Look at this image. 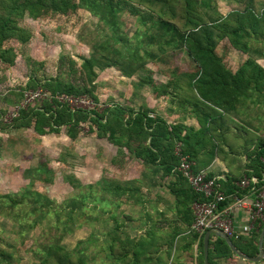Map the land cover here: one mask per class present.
I'll return each mask as SVG.
<instances>
[{
	"label": "trees",
	"instance_id": "obj_1",
	"mask_svg": "<svg viewBox=\"0 0 264 264\" xmlns=\"http://www.w3.org/2000/svg\"><path fill=\"white\" fill-rule=\"evenodd\" d=\"M212 1L0 0V63L8 66L14 63L15 56L12 48L5 47L4 43L8 40L19 44L29 41V30L19 25L27 16L39 19L50 14L67 15L81 9L97 18L109 31L105 40L91 46L96 49L88 58L81 60L79 69L73 70L78 75L76 80L59 76L40 80L35 74L30 76V86H41L49 98L32 106L20 107V102L15 104L19 106L17 115L9 124L0 122V130L28 128L36 135L44 136L59 134L64 127L66 136L75 139L81 126L87 124L90 132H95L97 137L105 138L116 147V155L111 160L113 166L120 168L119 164L135 159L149 175L145 174L144 177L151 184L150 187L162 186L165 179L169 180L167 189L174 198L175 209L183 216H191L188 222L190 226L193 222L192 205L204 198L194 193L186 180L175 171L179 162L175 155L177 145L181 153L188 155L192 161H197L199 156L195 148L203 149L204 161L198 164V168L214 157L225 160L234 150L243 151L248 156V163L237 175L218 181L220 190L227 196L219 206L227 205L233 197H242L249 189H253L255 196L264 186V121L259 119V125L255 126L249 121L240 120L236 109L237 105L249 108L264 104V69L257 64L258 59H264V10L256 14L250 1L242 10L234 9L222 15ZM232 1L239 3V0ZM137 6L145 9L146 19L152 16L155 19L151 18V24L142 33L129 37L122 30L121 14L125 7L137 12ZM139 19L146 24L143 16ZM224 39L232 49L247 56L235 72L215 52L217 44ZM176 51L185 52L191 66L185 70L175 67L167 81L153 82L146 65L157 61L156 68L167 71L164 57ZM95 67L100 71L117 68L127 78L144 74V77L139 74L142 79L138 86L147 85L154 91L157 88L159 95H166L171 89V97L176 99L177 106L190 108L198 128L167 122L146 106L134 110L113 103L98 109H71L65 101L57 98L61 95L72 98L84 96L95 104L100 103L96 94L98 74ZM1 153L0 138V156ZM194 170L199 171L196 165ZM24 173L32 179L36 177L47 183L52 181L51 171L43 164ZM207 177L212 178L211 174H207ZM243 177H254L257 182L247 189H240L235 184ZM141 185L143 183L136 180L120 181L103 177L94 185L101 195L97 197L92 193L85 195L79 192L77 196L63 201L59 207L47 196L24 189L21 195L16 196L17 199L7 194L0 195V213L11 221L12 232L21 237L42 225L52 214L55 215V224L47 227L48 230L53 229L54 233L45 234L42 229L41 236L34 241V248L30 251L38 264H93L85 248L81 247L85 240L78 241L73 248L63 243L74 228L82 226L77 219L85 216L83 209L86 199L101 203L113 201L114 207H119L120 200H139ZM94 186L87 185L88 190ZM109 219L114 224L103 233L106 248L103 249V259L108 264H129L126 255L129 237L125 235L122 238L121 225L113 213ZM263 225L264 221L256 225L248 236L230 240L239 252L255 257ZM0 231L3 232L4 228H0ZM206 231L199 235L200 264H203V235ZM14 256L13 246L5 248L0 244V264H13ZM233 257L236 256L223 239L209 238L208 264L227 262Z\"/></svg>",
	"mask_w": 264,
	"mask_h": 264
},
{
	"label": "rangeland",
	"instance_id": "obj_2",
	"mask_svg": "<svg viewBox=\"0 0 264 264\" xmlns=\"http://www.w3.org/2000/svg\"><path fill=\"white\" fill-rule=\"evenodd\" d=\"M250 1L252 10L256 14L264 10V0H239V3L232 0H214L212 3L220 14L226 15L234 9L242 10ZM137 8L138 11L135 12L125 7L121 14L122 30L129 37L137 35L138 32L142 33L151 24L152 19H155L153 16L152 19H146L145 9L138 6ZM142 16L146 19V24L140 21L139 17ZM19 25L29 30L31 38L24 44L10 40L4 43L5 47L12 48L15 59L11 66L0 63V122L3 124H9L13 118L12 115L18 107L15 104L19 102V106L21 104H26V106L40 104L42 99L28 101L23 95L24 91L37 89L45 91L41 86L31 87L28 82L30 76L33 77L35 74L40 80L56 76L67 77L71 81L76 80L78 75L73 70L79 69L81 60L88 58L93 49H96L91 46L102 39L105 40V35L109 34L108 29L97 18L81 9L67 15L50 14L39 19L27 16L19 22ZM252 44L254 43L252 42ZM258 45L255 44V46ZM215 52L222 57L225 63L232 66L242 62L246 56L232 49L226 39L217 44ZM166 55L164 61L167 71H164V68H156L157 61L150 62L148 65L153 82L162 83L163 78H166L164 81H167L168 75L175 67L185 70L191 66L189 58L183 51ZM94 69L98 74L96 94L101 100L102 107L113 103L126 106L133 104L126 94L130 89V81L127 77L122 76L117 68L101 71L96 67ZM139 74L135 76L140 82L142 74ZM147 90L149 97L158 91L157 88L155 91ZM170 91L171 89H168L166 94L168 97L162 100L168 103L172 99L175 106L176 99L171 97L172 91ZM134 106L131 107L134 108ZM152 115L153 113L150 114V116ZM167 119L173 120L172 118ZM80 130L75 139L66 136L64 127L59 134L44 136H38L28 128L9 127L4 131L0 130L2 139L0 195L7 194L17 199L16 196L21 195L24 189L32 190L47 196L56 207H59L63 201L77 196L79 192L85 195L92 193L97 197L101 195L100 192H96L98 189L94 185L103 177L119 180L120 178H133L141 173L142 165L135 159H129L119 164L120 168L122 166L124 168L117 171L111 162L116 155V147L105 138L97 137L95 132H90L87 124L82 125ZM39 164L45 165L51 171V182L35 179L36 177L32 179L33 177L25 175V170ZM91 184L94 187L88 190L87 185ZM114 205L113 201L101 203L86 199L83 209L85 216L77 219V223L82 226L74 228L73 233L63 239V243L69 248H73L78 241L85 240L86 243L81 247L85 248L88 259L93 264H108L103 259L105 252L103 249L106 250L103 233L114 224L109 219L112 213L118 221H124V212L128 210L124 204L119 207H114ZM11 224V221L3 218L0 213V228H4L3 232L0 231V244L5 248L13 246L15 251L13 264H38L33 260L30 251L34 248V241L41 236L43 230L45 234L54 233L53 229L48 230L47 227L55 224V215L52 214L42 225L36 226L22 237L12 232ZM218 264L255 263H245L233 257L227 262L219 261ZM258 264H264V253Z\"/></svg>",
	"mask_w": 264,
	"mask_h": 264
},
{
	"label": "crops",
	"instance_id": "obj_3",
	"mask_svg": "<svg viewBox=\"0 0 264 264\" xmlns=\"http://www.w3.org/2000/svg\"><path fill=\"white\" fill-rule=\"evenodd\" d=\"M246 58L247 56L235 66L224 63L232 72H235ZM149 64L146 65L147 68H149ZM257 64L264 69V59L257 60ZM127 79L130 81V89L126 94H128L127 98H130L133 102L131 106L135 105L134 110L141 106H146L167 122L181 123L194 129L198 128V124L189 107L182 109L177 104L174 106L175 103L172 99L167 103L162 99H166L168 96L159 95L157 92L149 97L147 89L153 90L152 88L147 85L138 86L139 80L137 76ZM236 110L239 112L240 120L249 121L255 126L259 125V119L264 121V104L251 105L249 108L237 105ZM167 118H172L173 120H168ZM224 149L227 150V148ZM195 150L199 154L198 160H193L197 169L207 171L208 174L217 178L218 181L225 180L230 175H237L242 170V167L248 163L247 154L238 150L239 154L237 153L238 151L234 150V153L226 157L225 160L214 157L208 160L205 166L198 168V164L204 161L202 155L204 151L201 147H196ZM122 168L124 166L121 168L116 167L115 169L121 171L123 170ZM145 174L146 171L144 172L142 167L141 173L136 177L119 179L120 181L136 180L143 183L139 189V200L136 202L120 200L122 203L119 202V206L124 204L128 208V210L123 209L126 210L124 212V221L119 220V223L121 225L120 231L122 232L120 235L122 238L127 235L130 240L128 253L126 254L129 264H200V234L191 231L188 223L191 220V216H183L175 209L174 198L167 189L169 180L165 179L162 186L150 187L151 184L146 182V176L144 177ZM146 175L149 176L148 174ZM243 196L247 200H251L254 197L253 189L247 190ZM229 204H233V200ZM232 217L237 225H243L248 221V212L245 209L235 208L232 212ZM115 244L118 245V241ZM133 261L135 263H132ZM244 262L249 263L247 261Z\"/></svg>",
	"mask_w": 264,
	"mask_h": 264
},
{
	"label": "built area",
	"instance_id": "obj_4",
	"mask_svg": "<svg viewBox=\"0 0 264 264\" xmlns=\"http://www.w3.org/2000/svg\"><path fill=\"white\" fill-rule=\"evenodd\" d=\"M25 100L48 99L49 94L39 89L35 91L23 92ZM60 101H65L71 109H98L101 104H95L91 99L72 98L64 95L57 97ZM26 104H21L24 107ZM19 107V106H18ZM17 109L12 115H17ZM74 107V108H73ZM175 155L179 162L175 167L178 172L188 183L191 190L201 195L204 200L195 201L192 205L193 222L190 229L196 233H202L204 230L217 229L228 236L230 239L237 240L240 237L248 236L251 230L264 221V186L251 199L247 200L245 196L233 197V204H227L220 208L227 196L220 190L218 179L215 177L208 178L207 171H195V163L190 160L188 155H183L179 145L175 148ZM257 182L254 177H243L235 185L240 189H247L250 185ZM245 209L248 212V221L243 225H237L232 217L233 210Z\"/></svg>",
	"mask_w": 264,
	"mask_h": 264
},
{
	"label": "water",
	"instance_id": "obj_5",
	"mask_svg": "<svg viewBox=\"0 0 264 264\" xmlns=\"http://www.w3.org/2000/svg\"><path fill=\"white\" fill-rule=\"evenodd\" d=\"M217 237L223 239L230 250L234 253V255L244 261L251 262V263H258L263 258V240H264V225L260 231L259 237H258V253L255 257H249L241 252H239L230 238L226 236L224 233H222L220 230L217 229H210L207 230L203 235V264H208V241L210 237Z\"/></svg>",
	"mask_w": 264,
	"mask_h": 264
}]
</instances>
